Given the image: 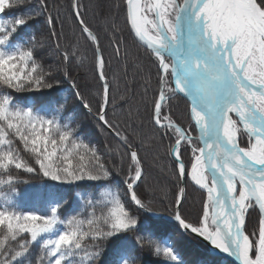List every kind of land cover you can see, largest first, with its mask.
Returning a JSON list of instances; mask_svg holds the SVG:
<instances>
[{
  "label": "snow or ice",
  "instance_id": "snow-or-ice-1",
  "mask_svg": "<svg viewBox=\"0 0 264 264\" xmlns=\"http://www.w3.org/2000/svg\"><path fill=\"white\" fill-rule=\"evenodd\" d=\"M71 7L85 44L94 49L102 83L95 110L69 71L81 60V45H62L60 8L49 0H0V13L18 10L0 19V264H96L106 242L141 230L149 235L123 240L112 264H136L137 248L162 257V264H185L171 239L152 238L155 223L141 225L138 213L160 211L139 192L147 172L138 149L151 144L138 134L142 121L137 125L131 112L122 122L109 118L127 97L117 104L111 95L100 35L86 22L79 0ZM111 7L117 14L121 9L119 3ZM96 8L117 61H124L126 90L139 78L147 94L151 68L146 72L137 58L129 77L121 30L103 5ZM123 8L130 34L156 69L151 120L161 139L170 141L164 154L177 189L174 200L161 201L163 211L182 234L208 245L202 264H232L229 257L237 264H264V0H124ZM40 18V34L29 32ZM50 39L53 45L46 44ZM64 81L103 141L85 139L78 118L66 109L67 98L61 103L51 96ZM13 92L43 98L38 106H21ZM177 99L186 102L187 127L172 113ZM32 179L45 183L20 193L18 185ZM189 182L203 194L195 218L185 211ZM73 187L92 191L70 202ZM253 212L258 223L249 230ZM34 245L40 248L35 261Z\"/></svg>",
  "mask_w": 264,
  "mask_h": 264
},
{
  "label": "trees",
  "instance_id": "trees-1",
  "mask_svg": "<svg viewBox=\"0 0 264 264\" xmlns=\"http://www.w3.org/2000/svg\"><path fill=\"white\" fill-rule=\"evenodd\" d=\"M34 4L36 0H31ZM80 4L84 7L82 11L84 12V18L86 22L97 31L100 35L101 48L106 61H110L109 66L106 67L105 72L108 76L109 83L112 85L111 95L115 98L117 104H119L120 97L122 95L127 97V103L124 104L123 109H117L115 117L113 113L109 110V118L115 119L117 122H122L128 118V113H132V119L137 125L142 121V127L138 128V134L144 138V140L151 144V147L138 149L142 157H145V170L147 176L144 184L141 185L139 192L142 196H149L153 199L155 205L160 211L158 215H164L166 217H157L146 215L143 213H138L140 216L141 225L152 226L154 223L156 225L155 231L151 234L152 238L157 240V242L163 243L166 240L171 239L175 243V247L178 250V254L185 264H202L205 259V253L207 246L202 243L199 239L182 234L180 230L176 227L175 222L169 219L167 212L163 211L164 203H168L174 200L176 194V187L169 178L168 168L170 167V160L164 154L167 151V146L170 143L168 138L161 139V133L154 127L151 120V100L153 96V90L156 87L155 67L151 66V61L145 55L144 49L138 46L134 37L130 34L128 27L125 22V12H124V0H79ZM50 5L57 6L60 8V15L63 21V35L61 37V43L63 46L70 47L75 45L78 41L81 45V60L74 61L69 66V71L72 77L78 83L81 92L89 99L93 104V109L98 107V102L102 96V83L99 81L96 68H95V55L94 49L91 46H87L82 38L79 26L75 23L74 18H72V3L73 0H49ZM119 3L121 9L117 14L116 9L112 8L111 5ZM103 5V10L105 15H112L115 23L121 30L120 34L123 37V43L121 45V53L125 50L128 52L127 61L129 63V77H131L134 69L131 67L135 59L143 62L145 66V71L147 72L151 68L152 73V90H149L147 94L144 92L143 81L137 78L136 83L132 85L130 90L125 88V80L123 72L121 71L123 59L117 61L113 49L110 45L108 36L110 32L106 33L105 28L100 16L97 15L96 5ZM18 14L17 9H6L4 13H0V19H10ZM53 11V15H55ZM44 20L40 18L39 20L33 22L30 29L31 33L40 34L43 30ZM56 31L59 33L61 31L60 23L56 25ZM44 35L47 36V32L44 31ZM46 44L53 45L54 39L46 41ZM49 62H51L50 57H46ZM14 101L21 106L25 104H37L43 98L40 93L35 92H23V93H12ZM52 97L57 98L61 103L67 98L68 103L66 109L68 113L76 116L78 122L82 125L81 135L85 139H90L92 142L103 141L105 136L100 135L99 131L96 130L95 120L86 114L78 102L74 103V97L71 94L68 81H64L60 89L56 92L51 93ZM76 108L74 113L71 112L73 108ZM172 113L174 117L178 118L180 122L187 127V105L182 99H177L172 102ZM67 114V113H66ZM95 130V135H89V133ZM107 139L113 144L116 141L108 136ZM159 154V159H155ZM190 158V153H185V160ZM39 179H32L29 185L20 184L18 189L20 193H25L27 190L35 189L37 186H42ZM90 188H75L72 189V194L70 202L72 199H78V193L84 194L86 192H91ZM37 199L43 196L42 192H33ZM167 197V199H166ZM186 203L185 211L190 214L192 218H195L196 213L201 207V201L203 199V194L190 182L186 187ZM41 211H44L43 207H40ZM68 207L65 206L64 212L67 213ZM258 223V214L253 212L249 218V230L255 227ZM134 235H149V233L141 230L135 234H129L127 236H121L120 238H113L106 242L103 246V253L100 260L96 264H112V261L116 259L117 249L120 247L123 240H132ZM40 255V248L38 245L33 246V256L32 260L35 261ZM136 256V264H162V257H156L148 249L137 248L134 252ZM228 260V259H227ZM229 261V260H228ZM227 264V261H225ZM233 264V263H232Z\"/></svg>",
  "mask_w": 264,
  "mask_h": 264
},
{
  "label": "water",
  "instance_id": "water-1",
  "mask_svg": "<svg viewBox=\"0 0 264 264\" xmlns=\"http://www.w3.org/2000/svg\"><path fill=\"white\" fill-rule=\"evenodd\" d=\"M154 216H157V217H166V216H164V215H158V214H156V215H154ZM202 243H204L207 247H208V245L205 243V242H203L202 240H200ZM229 261H232V263L233 264H237V262H235L234 261V259L233 258H227Z\"/></svg>",
  "mask_w": 264,
  "mask_h": 264
}]
</instances>
